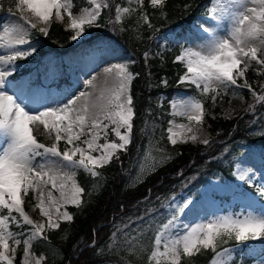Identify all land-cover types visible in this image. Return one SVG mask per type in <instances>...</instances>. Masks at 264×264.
Segmentation results:
<instances>
[{"label": "snow or ice", "instance_id": "1", "mask_svg": "<svg viewBox=\"0 0 264 264\" xmlns=\"http://www.w3.org/2000/svg\"><path fill=\"white\" fill-rule=\"evenodd\" d=\"M127 2L130 4L131 0ZM135 2L137 6L144 4V0ZM85 3L87 6H81L77 15L73 13V0H18L21 15L17 23L0 26V49L5 50L0 52V264H14L15 246L22 242L21 264H41L40 259H34L30 254L33 242L48 240L46 226L59 229L60 219L73 220L72 215L61 212L62 206L70 203L80 207L84 203L82 196L85 189L75 182V173L84 170L91 177H100L97 169L110 164L114 157L119 160L117 153L126 152L133 141V120L137 113L131 95V82L134 76L140 74L129 71L128 63L131 62L111 64L105 68L106 73L114 74L116 87L107 98L101 93L95 102L92 93L87 90L69 98V94L54 93L31 80L15 79L19 67L16 60L38 54L37 49L24 38L25 24L36 28V24L23 15L24 10L43 23H48L54 14L63 20L66 13L69 27L74 30L71 39L75 41L85 35L86 30L103 26L101 10L109 7V0H85ZM164 3L165 0H150L153 7H162ZM210 3L212 7L206 9L205 22L196 25L192 45L183 47L175 57L174 63H181L186 69L180 83L193 85L201 95L215 92L219 96L221 92L218 89L224 90L225 95L229 90L235 95L242 89L257 95L246 79L240 84L238 79L245 76L250 62L264 66V58L258 56V52L264 53V0H210ZM131 11L129 7L116 5L115 20L109 19L108 23L115 27L121 21V14ZM140 19L152 27L146 13ZM119 30L125 31L124 28ZM40 32L47 35L46 28H41ZM23 45L27 47H19ZM110 54L101 53V59ZM144 58L147 66L148 52L144 53ZM56 75L53 70L46 79L55 80ZM10 76L12 79H9ZM94 79L92 77L84 83L92 86ZM163 82L167 83L166 80ZM216 96L212 98L213 103ZM258 99L264 101V95L258 96ZM81 100L83 103L77 107V101ZM172 108L189 122L188 125L180 124L179 128L192 133L180 142L196 141L195 132L198 129L194 130L191 125L203 121L204 105L201 100L189 96L179 102L173 101ZM250 111L255 116V108L250 106ZM169 124L168 139L174 146L178 142L177 133L173 131L171 121ZM109 130L118 142L117 139H108ZM254 133L264 138V127L254 130ZM37 135L53 136L55 143L47 146L37 140ZM101 139L104 143H99ZM62 140L66 145L63 151L59 147ZM203 143L210 146L207 139ZM260 156L264 159V152ZM169 159L168 155L161 156L162 161ZM255 174V169L245 167L242 160L234 162L232 176L238 186L253 190L256 199L250 200L246 191L232 189L220 181L216 182L212 191L203 193L204 197H210L215 195L216 190L230 191L247 201L240 211L214 213L206 221L184 225L179 223L181 215L190 210L195 201L189 198L173 209L172 216L162 225L163 229H170L169 235L162 241L163 233H157L148 256L149 264H181L182 253L192 257L201 247L214 253L211 264H246L244 256L247 253L244 250L255 251L256 242L264 245V184L257 183L253 178ZM58 180L60 183H57ZM68 182L70 194L66 191ZM49 184L59 192L60 200L52 196V191L45 193L44 189ZM30 190L37 194L35 206L47 218L46 225L34 222L25 211L24 197ZM46 197L55 209L56 220L53 219L52 207L44 206ZM257 203L260 204L258 208ZM180 228L183 231H178ZM96 235L93 229V239L85 245V249H94V255L102 258L104 250L97 246ZM111 235L115 236L116 232ZM229 240H234L235 244L217 251L219 245L227 244ZM10 241L15 246L10 247ZM106 244L111 250L112 245ZM252 260L253 264H264V249Z\"/></svg>", "mask_w": 264, "mask_h": 264}, {"label": "trees", "instance_id": "2", "mask_svg": "<svg viewBox=\"0 0 264 264\" xmlns=\"http://www.w3.org/2000/svg\"><path fill=\"white\" fill-rule=\"evenodd\" d=\"M17 3L18 0H0V23L5 20L3 15ZM73 3L79 8L86 5L85 0H73ZM210 4V0H165L162 7H153L150 0H144L142 6H137L134 1L129 4L127 0H109V7L101 10L103 26L86 30L88 38L82 44H76L71 39V31L57 21H52L47 35L31 28L29 40L38 54L30 59L16 60L19 67L15 78L32 71L38 63H48L53 58H60L67 66L71 65L76 55L97 53L100 47L95 40L101 36L115 37L121 42L134 58L129 69L133 74H140L134 76L131 84L137 113L133 120L132 143L126 152H120L119 160L113 158L110 164L100 169V177H91L84 170L77 171L76 178L85 189L82 196L84 203L80 207L69 205L73 220L63 221L59 229L47 231V241L33 243V250L44 255L42 264H149L155 229L166 219L165 204L172 196L184 190H191L193 195H197L198 189L211 176L234 179V162L243 155L247 145L257 148L259 153L264 152V138L254 133L264 123V101L255 110V116L249 113L233 119L211 118L213 139H219L211 147L191 144L173 146L168 139L167 127L173 117L169 104L172 96L182 90L208 104L211 92L201 95L193 85L180 83L186 69L174 60L185 40L181 38L179 42H168L162 46L156 37L170 28L179 29L178 36H184ZM116 5L133 11L123 14L121 21L113 27L108 21L114 20L111 10ZM143 13L148 15L151 28L140 19ZM121 28L125 31H120ZM145 52L149 53L147 66ZM61 72L56 80L69 82V74ZM150 141H161L174 156L136 186H130L127 178ZM181 172L183 175H180ZM130 218L128 226L152 220L149 239L144 247L143 244L126 247L122 240L114 242L120 232L115 236L111 234ZM93 229L97 233V246L104 250L102 258L94 255V249H85V245L93 239ZM106 242L112 245L111 250ZM254 248L255 251L251 252L244 250L247 253L244 256L246 264H251L252 258L260 255L264 245L256 242ZM79 249L85 250L81 252ZM213 256L211 249L201 248L192 257L184 255L181 264H210ZM16 264H21L20 254Z\"/></svg>", "mask_w": 264, "mask_h": 264}, {"label": "rangeland", "instance_id": "3", "mask_svg": "<svg viewBox=\"0 0 264 264\" xmlns=\"http://www.w3.org/2000/svg\"><path fill=\"white\" fill-rule=\"evenodd\" d=\"M134 1L135 0H131ZM18 3L13 7L11 11L6 12L4 16V22L0 23V26H8L10 24H16L17 18L20 17L21 13L18 10L17 7ZM74 5V3H73ZM87 6V5H85ZM112 16L115 20L116 12L115 7L112 6ZM125 7V6H124ZM209 7H212V3L209 5ZM208 7V8H209ZM79 7L73 6V13L79 14ZM124 13L121 14V18ZM24 16H27L28 19L31 21V23L36 24V29L40 30L41 28H46L48 30L50 24L52 21H57L64 25L66 29H69L72 33V36L74 35V30H72L70 25V20L66 13H64V19L59 20L55 14L53 15L52 19L48 23H43L39 20L34 14L28 12L26 9L23 12ZM205 22V14L200 15L192 24L191 28L184 33V36H178V30L179 29H168L161 33L158 37H156V41L160 42L162 46L166 45L168 42H179L181 38L185 40V44L183 47L192 45L193 40L195 39V29L196 25L202 24ZM31 31L30 26L27 24L24 25V32H25V39L29 40V33ZM88 38L87 32L85 35H82L77 40H73L76 44H82L86 39ZM33 46L34 44L30 42ZM95 44L100 47L99 52L93 54H83V55H76V57L72 60L71 65H63L62 60L60 58H53L48 63H38L32 71L25 73L20 78H15L17 81L23 79V80H31L35 85H44L48 89H51L54 93L57 94H69V98L71 95H76L80 91L87 90L89 92L93 91L94 88L92 86H87L84 81L91 79L92 77H95V79L98 78H105L106 72L104 71L107 66H110L111 64L116 63H127V62H133L134 58L131 52L127 50L123 46L121 42H119L115 37H107V36H101L98 37V39L95 40ZM22 48H26L27 45L19 46ZM35 47V46H34ZM4 49H0V52H4ZM110 52V55H105L104 59H99L98 57L101 56V53H108ZM34 55V54H33ZM33 55L28 56L25 59H30ZM258 56L261 58H264V53L258 52ZM16 63V62H15ZM105 63V65H104ZM36 62L32 65L34 66ZM130 63H128V69H129ZM244 65H241L243 67ZM48 69V70H47ZM56 72V78L55 80L52 79H46V77L50 76L51 71ZM63 71L64 73L69 74V82H58L56 79L59 77ZM129 71L133 73L130 69ZM38 76V74H40ZM37 74V76H36ZM184 75V74H183ZM98 77V78H97ZM134 78V77H133ZM9 79H12L10 76ZM94 79V80H95ZM247 80L248 83L251 85L252 89L255 91L257 95H252L248 89H242L237 94L233 95L231 91H228V94H223L224 90L218 89L217 91L221 92V95L216 96L215 92H211L210 95V102L208 104H204V117L203 121L200 124L193 123L191 126L194 128V130L198 129V131L195 132L197 135L196 141L188 140L186 143L180 142L182 139L186 138L187 136L191 135L192 133H187L185 130H182L179 128L180 124L188 125L189 122L186 118L178 114L176 110L172 108V102L176 101L179 102L181 99L187 98L189 96H192L182 90L175 93L172 98L169 100L170 104V113L173 114V117L169 120L171 121L173 131L177 133V144L176 145H182V144H191L194 146H200L204 145L203 140L207 139L210 142V146L216 144L219 139H213V130H212V122L211 118H237L244 116L246 114L251 113L250 106L257 109L260 103L263 101H260L258 99V96L264 95V66L258 65L255 61L250 62L248 66V70L245 73V76L238 79V84L243 83L244 80ZM93 80V81H94ZM132 84V82H131ZM116 87V82L112 84L107 94H105V98H107L111 91ZM213 96H216L215 103H213ZM105 102V101H104ZM78 103V101H77ZM78 107V106H77ZM170 124H168L167 130L169 128ZM39 127H42L39 126ZM264 127L260 126L257 130ZM123 131V129L121 130ZM167 134L169 136V133L167 131ZM35 135V131H34ZM37 140L41 143L46 144L47 146H52V144L55 143L53 136L49 135H37ZM83 139V137H82ZM109 140L117 139L112 134L111 130H109L108 135ZM118 142V139H117ZM79 143V142H77ZM99 143H104V140L101 139ZM84 146V145H81ZM61 151H63L66 147L65 142L62 140L59 145ZM95 155V153H93ZM117 155H120V152L117 153ZM162 155H168L171 158L174 156L173 152L169 149H166L165 146L161 143V141H150L145 151L142 155L138 157L136 160V167L135 169L130 173V175L127 178L128 184L130 186H136L139 182L143 181L148 175H150L152 172H154L159 166L164 165L168 160L162 161L161 156ZM115 158V157H114ZM170 160V159H169ZM242 160L245 167H252L255 169V176L253 177L257 183L264 184V159L261 158L259 151L257 148L247 145L244 147V153L243 155L238 159ZM101 168H98L97 170L100 172ZM75 173V179L76 178ZM222 182L224 184L230 185L232 189H238L239 191H246L248 193V198L256 199L252 192L253 190L246 188L245 186H238V182L236 179H225L220 176L217 177H209L207 181L198 189V194L193 195L191 190L187 191H181L178 194L172 196L170 200L165 204L166 209V219L163 223H161L156 229L152 241V249L154 247V240L158 232H162V241L164 238H166L169 235L170 229H163L162 225L166 223L167 219L170 218L173 214V209H176L181 206V204L188 200L189 198L195 201V204L191 207L190 210H186L180 218L179 223L187 225L190 224V216L191 218L196 219V221L192 224L198 223L201 220L206 221L208 218L211 217L212 214H222L226 212H236L240 211V209L247 203L246 200L238 198L237 196L233 195L232 192L227 190H216L215 195H212L210 197H204L203 193L206 191H212L214 188V185L216 182ZM57 183H60L58 180ZM78 185L80 186L78 180ZM68 187L66 188V191L70 194L71 187L70 182H68ZM81 187V186H80ZM45 193L48 191H52V196L55 197L57 200H60L59 192L56 190H53L51 188V184L47 186V188L44 189ZM23 197V193L21 194ZM36 193H33L31 190L27 197H24L25 203L24 208L26 213L29 215V217L37 223H45L47 224V218L44 217L40 209L37 208L35 205L37 203L36 200ZM174 198V199H173ZM69 205L67 204L61 207V212L66 211L71 215V212L68 208ZM171 205V207H170ZM45 207H52L47 197L45 199ZM256 207H260V204L257 203ZM53 210V219L56 220L55 215V209L52 207ZM194 216V217H193ZM132 218H130L128 221L122 223L118 229L119 231H116V233L120 232L119 236L114 240V242H118V240H122V243L126 247H136L137 245H142L144 247L149 239V231L152 228L153 223L152 220H145L143 222H137L132 226L130 225V221ZM65 220L60 219L59 223L63 222ZM127 225V227H126ZM15 230V229H13ZM51 230L50 228L45 227V234L47 231ZM178 231H183L182 228L178 229ZM117 240V241H116ZM35 242V241H34ZM33 242V243H34ZM10 247H13L15 245L12 244L10 241ZM235 244L234 240H229L227 244H221L218 246L217 251H222L224 247H230ZM17 248V251L15 253L14 257V264H16V258L18 254H20V261H22L23 257V242L19 246H15ZM203 248V247H201ZM200 248V249H201ZM152 251V250H151ZM11 254V253H10ZM30 254L34 259H40L41 264L44 259V255L36 253L32 249L30 250ZM151 254V252H150ZM184 256V254H181V259ZM214 257V256H213ZM213 259V258H212ZM211 259V260H212ZM235 259V257H234ZM211 264V261H210ZM253 264V262H252Z\"/></svg>", "mask_w": 264, "mask_h": 264}, {"label": "bare ground", "instance_id": "4", "mask_svg": "<svg viewBox=\"0 0 264 264\" xmlns=\"http://www.w3.org/2000/svg\"><path fill=\"white\" fill-rule=\"evenodd\" d=\"M99 59H101V56L98 57ZM105 65V63H104ZM108 67V66H107ZM98 78V77H97ZM115 83V78H114V74H108L106 73V76L105 78H98V79H95L93 81V88L94 90L91 91L92 93V100L95 102L97 101V98L100 96L101 93L104 94H107L110 87L112 86V84ZM106 97V96H105ZM83 103V100L81 101H78L77 103V106L79 107L81 104ZM99 103H104V101H99ZM75 179V178H74ZM75 182L77 183V180L75 179ZM78 184V183H77ZM194 217V216H193ZM196 221V219L194 218H191L190 216V220H189V223L192 224Z\"/></svg>", "mask_w": 264, "mask_h": 264}]
</instances>
